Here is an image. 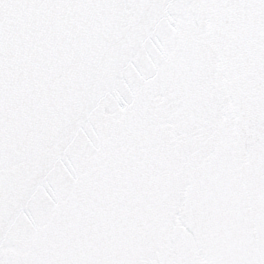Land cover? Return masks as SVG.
<instances>
[{
    "label": "snow or ice",
    "instance_id": "6c2138e0",
    "mask_svg": "<svg viewBox=\"0 0 264 264\" xmlns=\"http://www.w3.org/2000/svg\"><path fill=\"white\" fill-rule=\"evenodd\" d=\"M0 264H264V0H0Z\"/></svg>",
    "mask_w": 264,
    "mask_h": 264
}]
</instances>
